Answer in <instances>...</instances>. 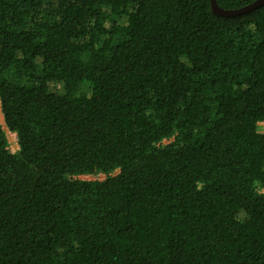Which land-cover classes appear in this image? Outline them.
<instances>
[{
    "label": "trees",
    "instance_id": "1",
    "mask_svg": "<svg viewBox=\"0 0 264 264\" xmlns=\"http://www.w3.org/2000/svg\"><path fill=\"white\" fill-rule=\"evenodd\" d=\"M0 102V264H264V3L0 0Z\"/></svg>",
    "mask_w": 264,
    "mask_h": 264
},
{
    "label": "water",
    "instance_id": "2",
    "mask_svg": "<svg viewBox=\"0 0 264 264\" xmlns=\"http://www.w3.org/2000/svg\"><path fill=\"white\" fill-rule=\"evenodd\" d=\"M212 3V9L213 12L218 14V15H223V16H237V15H242L245 13H248L256 8H258L261 4L264 3V0H256L255 2L244 6L243 8L240 9H234V10H225L221 8L216 0H211Z\"/></svg>",
    "mask_w": 264,
    "mask_h": 264
},
{
    "label": "rangeland",
    "instance_id": "3",
    "mask_svg": "<svg viewBox=\"0 0 264 264\" xmlns=\"http://www.w3.org/2000/svg\"><path fill=\"white\" fill-rule=\"evenodd\" d=\"M54 86L56 87V89L58 91H60L62 89V86L60 84H55ZM0 106H1V102H0ZM1 113L2 112L0 111V117H1ZM1 123L3 124L4 130L6 131V134L8 136V140H9V143H10V146H9L10 150L12 152L17 151L19 149L17 134L15 132L10 131L7 128V126H6V124H5V122L3 120H1ZM260 128H261V130H264V123H261L260 124ZM165 143H168V141H165ZM80 178L81 179H97V178L98 179H104L105 176L104 175H99V176H90V175H87V176H81Z\"/></svg>",
    "mask_w": 264,
    "mask_h": 264
},
{
    "label": "bare ground",
    "instance_id": "4",
    "mask_svg": "<svg viewBox=\"0 0 264 264\" xmlns=\"http://www.w3.org/2000/svg\"><path fill=\"white\" fill-rule=\"evenodd\" d=\"M1 120H3L4 121V116H3V114L1 113Z\"/></svg>",
    "mask_w": 264,
    "mask_h": 264
}]
</instances>
